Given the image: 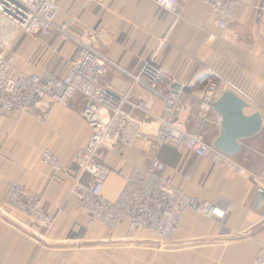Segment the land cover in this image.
<instances>
[{
    "label": "crops",
    "instance_id": "0c3cea01",
    "mask_svg": "<svg viewBox=\"0 0 264 264\" xmlns=\"http://www.w3.org/2000/svg\"><path fill=\"white\" fill-rule=\"evenodd\" d=\"M57 23H71V31L94 29L96 47L127 71L136 72L154 58L174 75L181 90L180 115L200 114L201 86L207 76L229 84V90L248 102L245 114L259 112L261 129L242 140L236 158L246 167H264V0H245L235 21L224 31L215 26L210 8L199 0H181L175 13L157 8L151 0H59ZM165 39V40H164ZM22 35L16 59L19 70L41 76L64 74L77 47L57 43L56 34L45 40ZM24 58L31 65L22 64ZM107 86L125 93L130 79L109 70ZM136 88L133 99L147 98ZM85 99L76 95L68 106L52 105L44 115L12 112L0 115V264H254L264 238V189L244 174L234 173L186 149L167 144L156 148L151 137L137 140L124 156L103 152L112 169L102 194L115 199L124 181L114 170L130 171L156 155L166 164L165 174L198 201H208L230 213L206 217L189 209L173 238L161 247L149 246L148 229L131 230L126 222L111 230L101 223L89 224L72 192L76 168L72 158L90 137L82 117ZM154 105L160 111V102ZM157 111V112H158ZM132 115L143 119V114ZM211 120L204 131L213 142L220 126L219 114L203 112ZM153 126V123H151ZM48 147L60 159L63 171L53 173L39 158ZM182 175L190 177L184 182ZM88 182V175L82 177ZM9 181L41 197L42 207L54 215L49 226L32 223L5 203Z\"/></svg>",
    "mask_w": 264,
    "mask_h": 264
},
{
    "label": "built area",
    "instance_id": "2783aa9c",
    "mask_svg": "<svg viewBox=\"0 0 264 264\" xmlns=\"http://www.w3.org/2000/svg\"><path fill=\"white\" fill-rule=\"evenodd\" d=\"M59 0H0V115L12 112H30L44 115L52 105L68 106L76 95L85 99L81 111L91 130L88 140L78 147L72 163L76 176L72 192L78 205L85 211L89 224L101 223L111 230L126 222L131 230L148 229L156 242L166 243L176 233L189 209L206 217H223L230 213L227 206L219 209L211 202H200L165 174L166 164L154 155L145 165L130 171L114 170L124 185L118 196L111 200L102 194L105 180L112 169L103 161V152L124 156L141 138L151 137L156 148L171 144L186 149L196 156L208 159L234 173L244 174L264 189V167L255 171L243 165L235 155H228L207 141L204 126L211 123L201 111L212 109V104L229 91V84L216 76H207L202 83L200 114L183 117L179 101L183 94L173 88L176 78L155 63L145 60L136 72L127 71L100 51L95 44L94 29L84 27L78 33L71 31L70 22L58 24ZM162 11L175 13L181 0H151ZM211 10L215 26L224 31L236 19L245 0H199ZM57 36V43L72 42L77 50L60 77L41 76L36 72L19 70L16 59L20 56L17 44L22 35L37 39L46 45V39ZM165 40V39H164ZM22 64L31 65L24 58ZM122 73L130 79L125 93L112 91L104 77L109 70ZM140 88L147 98L133 99L132 92ZM160 102V111L154 105ZM143 114V119L132 115ZM158 111V112H157ZM217 116L213 124L220 126ZM153 123V126H151ZM264 156V155H263ZM40 161L53 173L63 171L60 159L48 147L39 153ZM88 175V182L82 177ZM189 182L188 175H182ZM5 203L26 216L32 223L49 226L54 215L42 207L38 194L28 193L19 183L9 181L5 188ZM254 264H264V238L259 244Z\"/></svg>",
    "mask_w": 264,
    "mask_h": 264
},
{
    "label": "water",
    "instance_id": "95a60500",
    "mask_svg": "<svg viewBox=\"0 0 264 264\" xmlns=\"http://www.w3.org/2000/svg\"><path fill=\"white\" fill-rule=\"evenodd\" d=\"M249 104L235 92L225 91L220 98L212 104V109L219 114V135L214 139L213 145L228 155H236L240 149L239 140L257 133L262 126V117L259 112L245 114L244 109Z\"/></svg>",
    "mask_w": 264,
    "mask_h": 264
},
{
    "label": "rangeland",
    "instance_id": "374dc122",
    "mask_svg": "<svg viewBox=\"0 0 264 264\" xmlns=\"http://www.w3.org/2000/svg\"><path fill=\"white\" fill-rule=\"evenodd\" d=\"M9 28V25H8V23L5 21V23L4 24H0V30H2V29H8ZM1 32V31H0ZM209 126H207V125H205L204 126V131L206 132V130H207V128H208ZM152 233V232H151ZM153 234V233H152ZM165 243H160V244H158L157 242H156V236H154V234H153V239L151 240V242H150V244H149V246L151 247V248H158V247H161L162 245H164Z\"/></svg>",
    "mask_w": 264,
    "mask_h": 264
}]
</instances>
